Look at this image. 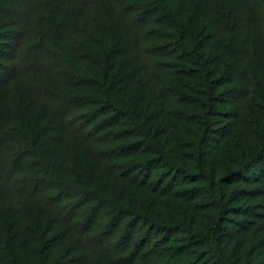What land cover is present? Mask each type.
<instances>
[{"label": "rangeland", "instance_id": "374dc122", "mask_svg": "<svg viewBox=\"0 0 264 264\" xmlns=\"http://www.w3.org/2000/svg\"><path fill=\"white\" fill-rule=\"evenodd\" d=\"M27 1L0 0V78L8 76L5 67L18 65L12 55L19 48L24 65L30 60L34 66L44 65V59L57 61L42 51L40 33H25L26 6L20 4ZM121 36L124 43L126 36ZM85 41L80 37V42ZM95 42H86L87 54L92 46L99 50L106 45L101 37ZM175 44L168 41L164 46L171 51ZM152 61L175 64L171 58ZM81 64H75L78 71L92 77ZM55 67L52 73L58 71ZM71 68L65 65L60 71L72 73L75 66ZM41 74L21 70L8 85L0 86V175L12 173L19 161L16 154H26L24 139L31 134L39 152H48L67 172L61 173L63 185L44 188L41 199L18 194L26 181L44 177L46 166L29 155L19 172L11 174L10 185L0 183L2 260L10 261L13 254L21 258L41 240L43 246L40 243L38 248L52 255V264L74 260L78 264H264V183L249 182L264 176V165L256 166L264 148V103L253 104L251 95L232 99L220 94L217 101L208 102L183 88L176 92L194 97L176 103L177 97L161 92L163 88L159 91L165 78L152 71L145 76L148 85L143 81L132 100L128 97L131 110L99 114L107 103L105 96L98 97L96 106L77 110L75 119L84 124L77 137L57 131L47 107H56L58 96L62 101L75 96L86 100L88 90L76 94L63 78ZM137 104L140 116H134ZM104 119L114 126L101 127ZM127 131H135V137L127 136ZM142 143L150 145L152 153L139 147ZM59 196V207L73 212H69L70 226L48 203ZM26 212L33 219L32 225L24 224L30 227L31 245H25L27 232L19 224L27 219ZM72 224L81 234L72 232ZM107 232L113 236L103 247L98 241ZM94 243L96 249L91 248Z\"/></svg>", "mask_w": 264, "mask_h": 264}, {"label": "trees", "instance_id": "16d2710c", "mask_svg": "<svg viewBox=\"0 0 264 264\" xmlns=\"http://www.w3.org/2000/svg\"><path fill=\"white\" fill-rule=\"evenodd\" d=\"M163 1L146 0L143 3H132L133 0H30L22 2L20 6H26L22 20L23 26L28 27L27 32L23 27L25 33L29 34L31 31L40 33V39L43 40L41 42L43 44L40 45L42 51L54 55L57 61L54 59V63H51L49 59H44L43 61L46 62L44 65L34 66L30 60L24 65L25 61L18 58L19 48L12 55L15 64L18 60V65L4 68L8 76L0 78V86L2 83L3 86L8 85L7 81L21 70L22 72L31 70L49 76L46 78L59 81L63 78L68 89H74L76 94L80 90H88L89 97L85 98L86 100L82 98L79 100L75 96L76 98H71V101H62L58 96L60 103L58 102L59 104L54 108L47 107L48 113L57 122V131L77 137H81L78 131L81 125L84 126L79 123V117L75 119L77 115L74 114L77 110L96 106L99 96H105L102 98L107 102L104 103L105 107L99 110V114L114 111L119 113L122 112L121 109L131 110L132 102L128 97L132 100V96L139 91L143 81L146 86L148 85L145 76L152 71L158 72L161 78H165L161 79L162 87L159 91L163 88L161 92L177 97L174 100L176 103L189 102L192 100L191 97H194L176 92L179 88L204 96L208 102L217 101L215 98L220 94L223 97L231 96L232 99L251 95L250 102L253 104L264 103V0H236L232 4L226 3L229 2L228 0H165V3ZM94 11H98V16H92ZM18 14L20 17L22 12ZM122 34L126 36L124 39L127 42L125 40L124 43L121 42ZM82 36L86 40L84 43L80 42ZM98 37L105 40L104 49H93L92 46L90 54H87L86 42H94L93 45H96L95 41ZM168 41L177 42L171 51L164 46ZM154 57L171 58L175 64L153 63ZM35 63L38 64V61ZM75 64L85 67V71L92 77L78 71V65ZM55 65L58 71L52 73ZM65 65L69 70L74 65L75 72L60 71ZM64 96L67 97L63 93L62 97ZM135 106L134 110L137 113H134V116L135 114L140 116L138 114L140 106L139 104ZM104 120L100 124L101 127L114 126L113 121ZM90 124L88 123L87 126ZM135 133V131L134 133L127 131L126 134L135 137ZM30 137L33 135L28 136V140L26 137L24 139L26 154L22 156L16 154L19 161L14 163L11 174L19 172V166L26 156L39 159V166L47 167L44 168L43 179L26 181L25 187L17 193L26 194L27 198L41 199L39 195L44 188L50 185L52 187L63 185L61 173H66L67 169L62 163L57 165L50 159L48 152L40 153ZM139 147L152 153L151 146L146 143H142ZM258 157L256 166L264 165V148L261 149ZM237 168L239 169L240 165ZM11 174L9 171L6 176L0 175L2 186L4 182L10 185L13 176ZM13 182L14 180L12 184ZM249 182L264 183V176L260 179L252 178ZM3 188L6 189L5 186ZM59 198L62 196L48 201L45 197L52 205V209L55 208L54 211L60 213L67 221L63 222L70 226L73 221L69 213L71 211L68 210L69 208L59 207ZM26 214L27 219L19 224L23 227L22 230L29 234L25 233L24 240L25 245H28L32 237L29 232L30 227L28 229L24 224L32 225L33 219L28 218L27 212ZM76 226L78 228V225ZM72 229L73 233L80 232L74 226ZM111 236L113 233L107 232L102 240L98 241L99 244L104 247V244L109 243ZM40 241L38 240V243L36 240L33 246L31 242V246L23 254L24 257L20 258L19 255L13 254L10 261L2 260L1 257L0 261L3 264H52V255H45L39 250ZM96 246L98 245L94 243L91 248L96 249ZM77 248V251L81 250L80 247ZM70 263L80 262L74 260Z\"/></svg>", "mask_w": 264, "mask_h": 264}]
</instances>
